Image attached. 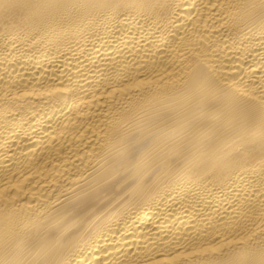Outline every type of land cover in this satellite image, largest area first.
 I'll use <instances>...</instances> for the list:
<instances>
[{
  "label": "bare ground",
  "instance_id": "obj_1",
  "mask_svg": "<svg viewBox=\"0 0 264 264\" xmlns=\"http://www.w3.org/2000/svg\"><path fill=\"white\" fill-rule=\"evenodd\" d=\"M0 264H264V0H0Z\"/></svg>",
  "mask_w": 264,
  "mask_h": 264
}]
</instances>
